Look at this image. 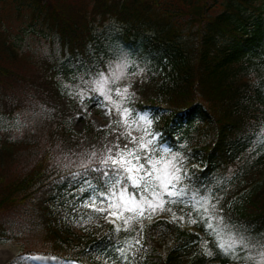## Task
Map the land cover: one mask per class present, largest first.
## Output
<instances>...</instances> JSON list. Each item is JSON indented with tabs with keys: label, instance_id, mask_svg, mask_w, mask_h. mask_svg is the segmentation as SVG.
<instances>
[{
	"label": "trees",
	"instance_id": "16d2710c",
	"mask_svg": "<svg viewBox=\"0 0 264 264\" xmlns=\"http://www.w3.org/2000/svg\"><path fill=\"white\" fill-rule=\"evenodd\" d=\"M118 61L126 78L109 87H128L133 115L153 113L158 144L183 158L181 186L208 197L254 245L239 259L220 254L176 204L142 222L133 264H253L245 258L264 250V0H0V116L23 123L0 136V240H31L29 253L79 264L116 257L96 245L129 233L100 218L94 234L76 237L69 219L91 213L72 175L124 129L87 122L75 136L69 124Z\"/></svg>",
	"mask_w": 264,
	"mask_h": 264
},
{
	"label": "snow or ice",
	"instance_id": "6c2138e0",
	"mask_svg": "<svg viewBox=\"0 0 264 264\" xmlns=\"http://www.w3.org/2000/svg\"><path fill=\"white\" fill-rule=\"evenodd\" d=\"M120 78L115 73L108 77L100 73L92 81L90 91L97 94L91 97L96 100L97 107L105 108L106 115L111 116L115 112L119 117L112 120L107 127L111 128L115 124L124 130L102 152L98 154L93 151L89 155L87 163L80 165L83 172L72 175V181L78 184L77 191L83 197L80 207L89 209L91 213L113 224L114 233H129L122 241L113 240L111 234H106L105 239L96 245L102 252L111 249L117 254L116 257H106L105 264L109 260L112 264H133L135 253L142 249L143 219H151L158 211L171 212L172 209L166 207L170 204L189 207L188 222L202 223L213 237L215 249L220 254L239 259L237 250L243 251L254 245L223 216L217 215V206L208 197L201 196L198 192L190 194L186 187L181 186L187 175L183 172V158L170 148L157 146L159 134L150 131L152 119L149 113L136 112L133 115L132 109L123 106L129 96L128 87L116 88L114 91L109 87L110 83ZM113 96L118 99H113ZM133 130L143 134L137 138L132 135ZM115 131L113 128V132ZM122 139L125 141L123 145L120 142ZM260 139L264 142V132ZM93 159L99 167H91ZM93 172L97 173L94 177L90 176ZM193 213L197 214V218H192ZM172 215L173 220H176L174 212ZM92 219V215H87L81 226ZM178 219L183 221L184 217ZM118 221L121 223H117ZM137 223L138 232L134 227ZM134 232L136 235H132ZM261 248H264V244H261ZM260 255L264 257V251ZM36 259L38 257L19 255L16 262L26 264L27 261ZM259 264H264V260Z\"/></svg>",
	"mask_w": 264,
	"mask_h": 264
},
{
	"label": "rangeland",
	"instance_id": "374dc122",
	"mask_svg": "<svg viewBox=\"0 0 264 264\" xmlns=\"http://www.w3.org/2000/svg\"><path fill=\"white\" fill-rule=\"evenodd\" d=\"M27 42L26 39L24 43L22 44V49L24 50V47L26 46ZM255 68H257L259 71L261 69L260 65H256ZM126 70H127V63L125 61H118L115 65L114 70L110 73H115L117 75H120L121 78L119 80H116L115 83L122 81L123 79L126 78ZM112 83H110L111 85ZM113 89V88H112ZM83 93H79L76 95V98H78L79 95ZM102 99V97H101ZM79 109V107H77ZM82 110L84 111L86 116L80 117V116H75L71 120L69 124V128L72 132L73 135H80L84 132V129L86 127L87 122H90L91 125L95 129H102L105 128L108 123L110 116L105 114V108L103 107H97L96 106V100L93 99L92 101L89 102V104H84L82 105ZM149 113L150 118L152 119V125L150 131L153 132V123L155 122V117L153 116L152 112L146 111ZM144 113V112H143ZM23 129V123L19 119H5L0 116V136L9 134L11 137H15L19 133H21ZM154 133V132H153ZM143 133L140 131L133 130L132 135L136 136L139 138ZM260 140V143H263ZM157 146H163L164 145H159L157 142ZM168 148V147H167ZM264 153V143L262 147L257 150L256 154L259 153ZM210 200V199H209ZM176 204H170L166 205V207H171L175 206ZM185 206V205H184ZM187 207V206H185ZM175 208H172L174 210ZM159 212V211H158ZM157 212V213H158ZM189 213V211H187ZM90 215L93 216V219L86 225L81 226L82 222L84 219L87 218V216L82 215L81 213L76 214L74 217H70L69 223L71 224V228L75 234L76 237H89L90 235L94 234L95 231L99 228L100 226V216H98L95 213H90ZM193 217V216H192ZM26 243H31V240H26V241H6V240H0V253H2L3 257L7 261L1 263V264H18L16 262V257L19 255H25V256H30V257H38L36 260H29L26 262V264H73V263H68L64 262L60 258H53L48 255H39V254H31L29 252L30 248L25 245ZM264 250H259L253 254H249L250 258H253L254 263L253 264H259L260 261L264 260V257L260 255V253Z\"/></svg>",
	"mask_w": 264,
	"mask_h": 264
},
{
	"label": "bare ground",
	"instance_id": "6f19581e",
	"mask_svg": "<svg viewBox=\"0 0 264 264\" xmlns=\"http://www.w3.org/2000/svg\"><path fill=\"white\" fill-rule=\"evenodd\" d=\"M2 255L3 254L0 253V264L3 263V262H5V261H7V258L5 259Z\"/></svg>",
	"mask_w": 264,
	"mask_h": 264
}]
</instances>
